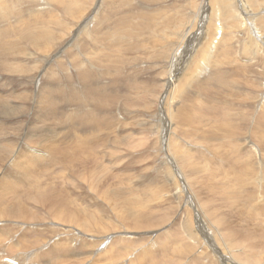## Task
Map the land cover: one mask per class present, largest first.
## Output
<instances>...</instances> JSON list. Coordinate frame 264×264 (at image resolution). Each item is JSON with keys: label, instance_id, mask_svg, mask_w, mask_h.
Masks as SVG:
<instances>
[{"label": "rangeland", "instance_id": "374dc122", "mask_svg": "<svg viewBox=\"0 0 264 264\" xmlns=\"http://www.w3.org/2000/svg\"><path fill=\"white\" fill-rule=\"evenodd\" d=\"M223 1L0 0L19 11L10 23L0 21V33L3 28L11 32L12 47L0 62L21 64L10 71L0 67V144L16 141L13 152L23 149L17 147L22 141L29 152L42 144L43 156L46 145L60 150L62 145L71 151L64 158L60 154L58 164L81 170L66 176L72 183L69 210L37 212L39 206L33 205L40 216L36 220L1 219L0 224L19 226V233L10 230L14 237L9 238L7 231L0 232V240L7 241L0 251L18 264L17 258L26 264H264V0ZM72 3L84 4L82 14ZM104 13L109 21L104 20L102 32L116 26L126 31L132 22L140 32L137 40L119 44L95 37ZM27 22L33 29L23 27L26 37L20 42L17 32ZM149 25H156L151 32L145 31ZM186 49L188 61L176 63ZM103 53L117 60L119 71H127V80L120 72L111 77L101 72L108 57ZM223 71L225 84L219 80ZM92 72H100L89 81L97 88L94 99L99 103L115 96L124 111L114 103L104 107L87 101L89 85L80 76ZM57 80L64 94L54 91ZM53 102L58 118L67 122L64 127L50 118ZM87 112L112 122L103 128L87 124ZM96 133L106 138V146L73 148L80 136ZM127 133L132 135L128 140L114 144ZM167 134L169 149L163 144ZM7 158L0 164H10ZM96 162L116 167L106 175L108 197L101 202L91 200L81 185L83 172ZM151 188L163 192L145 196ZM93 204L101 208V227H95ZM68 231L83 242L70 241ZM12 247L14 254L9 253Z\"/></svg>", "mask_w": 264, "mask_h": 264}, {"label": "bare ground", "instance_id": "6f19581e", "mask_svg": "<svg viewBox=\"0 0 264 264\" xmlns=\"http://www.w3.org/2000/svg\"><path fill=\"white\" fill-rule=\"evenodd\" d=\"M28 1H34V0H28ZM36 1V0H35ZM219 2H224L223 0H219ZM252 3V2H251ZM71 5H74V6H80V10H79V13L82 14V11L84 9V4L81 3V4H75V3H72ZM15 8V9H14ZM12 7L11 5L9 4H6V3H0V21H9V18H11L10 16L11 15H19L18 13H15L17 12L18 10L16 9V7ZM108 11V10H106ZM112 11V10H111ZM19 12V11H18ZM109 12V11H108ZM113 12V11H112ZM102 15V18H98V20H103V22L101 21L100 24L96 25L94 27V34H95V37L99 38V36L101 35L102 38L106 39L107 41H114L116 43H119V44H126V43H133L137 40V35L140 34V32L137 31L138 27L135 23H130V25L127 24L126 26V31H125V26H116V28L114 27L113 31H106V32H102V29L104 27V20L107 21V17L104 14H101ZM14 17V16H13ZM12 17V18H13ZM122 17V16H120ZM119 17V18H120ZM118 18V20H119ZM18 19H21L20 17ZM41 18L38 16V17H35V20H37V22H40ZM40 20V21H39ZM122 20H123V17H122ZM97 21V19H96ZM105 21V22H106ZM109 21V19H108ZM126 22V20H124ZM26 22L23 20V23ZM33 22V21H31ZM31 22H27L25 23L24 25H22L23 23H19V25L21 26L19 31L17 32V34L19 35L18 38H16L18 41L22 42V40L25 39L26 35L23 33V27H27L28 29H33V24H30ZM116 22V21H115ZM118 22V21H117ZM124 22V24H125ZM130 22V21H129ZM34 23V22H33ZM119 23L121 25V21L119 20ZM12 24V23H11ZM15 24V23H13ZM108 24V23H106ZM122 23V25H124ZM18 26V25H17ZM155 26L156 25H149L145 31L147 32H151L155 29ZM14 28V27H13ZM12 29V25H11V28H9V30ZM16 29L17 28H14V31L16 32ZM3 32L0 33V60L6 56H9V53L10 52V49L12 48L10 43H9V34L11 33L10 31H7L5 28L2 29ZM238 31V30H237ZM198 32V31H197ZM201 27H200V33L198 34V37L199 35H201ZM255 32L256 34H258L257 31H253ZM205 33V32H204ZM16 34V33H15ZM203 34V33H202ZM12 35V34H11ZM187 38H189L191 40L193 34L192 32H188L187 33ZM203 36V35H202ZM259 38H261V40L263 39L262 35H258ZM6 38V39H5ZM11 38V37H10ZM189 41V40H188ZM263 42V41H262ZM101 43L102 41L100 39L97 40V46L99 47V49L101 48ZM264 43V42H263ZM138 47V46H137ZM136 47V48H137ZM139 49V48H138ZM182 50V49H181ZM224 50V49H223ZM222 50V51H223ZM256 50V49H255ZM229 51H233V50H229ZM184 52V51H183ZM187 49L185 50L184 53L181 52V59L178 60L175 59L174 61L176 63H182L184 62V60L187 58ZM261 55V52L258 53ZM12 56V55H11ZM108 55L104 54L103 53V58L104 57H107ZM243 56V55H242ZM257 56V54H255L254 52L251 53V57L252 59H255ZM14 57V56H13ZM183 57V58H182ZM16 58V57H15ZM157 58V57H156ZM225 58V57H224ZM246 58V57H245ZM263 58V57H262ZM144 59V58H143ZM159 59V58H158ZM139 60V59H138ZM141 60V59H140ZM258 60V59H257ZM137 61V59H136ZM185 61H188V60H185ZM116 62L117 60L111 58L110 56H108L107 58L104 59V67H103V71L101 72H107L108 75L110 76L111 74H115L116 75V72H120L122 75L123 78H125L127 80V74L125 72V70H121L119 71L117 69V65H116ZM234 62V61H233ZM257 61L254 60L253 63L255 64ZM259 62V61H258ZM257 62V64H258ZM19 63V62H18ZM136 63V62H135ZM262 63V62H261ZM264 63V62H263ZM140 64V63H138ZM248 64V63H247ZM253 64V65H254ZM256 64V65H257ZM16 66V67H20L21 64H15L13 62H10L8 64H5V63H1L0 62V67L2 68H5L10 71L11 68H13V66ZM221 65V63H220ZM236 65H239L241 66L242 64L241 63H237ZM259 65V64H258ZM264 65V64H262ZM14 66V67H15ZM177 66V64H176ZM219 66V65H218ZM216 65V68L218 67ZM245 66V65H244ZM251 66V65H249ZM184 67V65L182 66V68ZM252 67V66H251ZM263 67V66H262ZM35 68V65L29 67L28 69H34ZM141 68V67H139ZM240 68V67H239ZM249 68V67H248ZM255 68V66L253 67ZM258 68H261V67H258ZM264 68V67H263ZM179 69V68H178ZM173 70V69H172ZM175 71L177 70L176 68L174 69ZM183 70V69H182ZM142 71V70H141ZM181 72V71H180ZM232 72V71H231ZM173 73L175 74H178V72H174ZM247 73V72H245ZM89 77H82L80 76L82 79H84L89 86L86 87V92L85 94L87 95V101L88 102H94V103H98L94 97H93V94L97 91V88L95 87H92L90 84H89V81L91 79H96L99 75H100V72H98V74L96 72H92V73H89L88 74ZM252 75V74H251ZM137 76V75H136ZM254 76V75H253ZM111 77V76H110ZM116 77V76H115ZM139 77V75H138ZM143 77V76H142ZM228 77V75L223 71L220 73V77H219V80L221 82H223L225 84L226 82V78ZM112 78L115 80L114 76H112ZM111 78V81H113V79ZM121 78V77H120ZM119 78V79H120ZM129 78V77H128ZM218 78V77H217ZM253 78V77H252ZM57 79H59V76L57 77ZM245 79V78H244ZM248 79V78H247ZM250 79V78H249ZM255 79V77H254ZM61 80V79H60ZM117 80V78H116ZM115 80V82H116ZM256 80V79H255ZM259 80V79H258ZM39 79L37 80V82L39 83ZM78 81V80H77ZM79 81H81L79 79ZM119 81V80H118ZM122 81V79H121ZM252 81V80H251ZM83 82V81H82ZM120 82V81H119ZM125 82V81H124ZM129 82V80H128ZM256 82V81H255ZM261 82V81H260ZM91 83V82H90ZM135 83V82H134ZM257 83V82H256ZM259 83V82H258ZM62 83L59 82V80H57V87L56 89L57 90H54L55 92H61L62 94H64L65 92V87L61 85ZM138 84V83H137ZM135 83V85H137ZM260 84V83H259ZM263 84V83H262ZM69 85V84H68ZM252 85V84H251ZM72 86V85H71ZM191 86V85H190ZM253 86V85H252ZM256 86V85H255ZM254 86V87H255ZM264 86V84H263ZM135 87V86H134ZM133 87V88H134ZM150 87V86H148ZM79 88V87H78ZM252 88V87H251ZM257 88V87H256ZM82 89V88H81ZM151 89V88H150ZM149 89V90H150ZM79 90V89H77ZM148 90V91H149ZM179 90V89H178ZM255 90V89H254ZM258 91V90H257ZM263 91V90H261ZM180 92H182V90H180ZM259 92V91H258ZM68 93V92H67ZM77 93V92H76ZM140 93V92H139ZM138 93V94H139ZM253 93V92H252ZM261 93V92H260ZM79 94V93H78ZM137 94V93H136ZM144 94V93H143ZM37 95V94H36ZM35 95V96H36ZM67 95V94H66ZM69 95H72V94H69ZM77 95V94H75ZM84 95V94H83ZM65 96V95H64ZM146 96H149V93H145V95L143 97H146ZM37 97V96H36ZM177 97V96H175ZM256 97V96H255ZM163 99H165L164 96H162ZM178 98V97H177ZM177 98H174L175 100ZM180 98V97H179ZM261 98V97H260ZM263 98V97H262ZM69 99V98H68ZM82 97H79L78 101H74V103H79V101H81ZM174 99L173 101L171 100V102L173 103L174 102ZM37 100V98H36ZM263 100V99H262ZM119 101H121V99H118L116 98L115 96H112L109 100H105V99H101L99 100V105L101 106H104V107H111L112 106V103L116 104L115 107L119 108L122 110V107H121V104L117 103ZM178 101V100H176ZM123 102V101H122ZM249 102V101H248ZM251 102V100H250ZM256 102V101H255ZM70 103V102H69ZM176 102H174V106L177 108V106L175 105ZM124 104V103H123ZM253 104V103H252ZM57 103L56 102H53L51 104V109L53 111V115L50 117L51 119H57L58 120V123L60 124V126H63V125H66L67 122L58 118V114L60 113L59 111L57 112ZM81 105V104H80ZM166 105V104H165ZM251 105V104H250ZM249 105V106H250ZM125 106V105H124ZM167 106V105H166ZM114 107V108H115ZM174 107V108H175ZM179 107V106H178ZM254 107V106H253ZM180 108V107H179ZM177 108V109H179ZM181 108H184V106H182ZM84 109V107H83ZM110 109V108H109ZM126 110V108H123ZM124 111V110H122ZM163 112V111H162ZM171 112V111H169ZM88 113V112H87ZM90 113V112H89ZM90 115L86 122L87 124H91V123H98L102 126V128L104 127V125L106 124H109V122H112L111 120L107 119V118H102V117H97L93 114H89ZM194 114V113H193ZM80 115V114H79ZM97 115V114H96ZM122 115V114H121ZM177 115V114H176ZM185 115V114H184ZM189 115V114H187ZM82 116V115H81ZM123 116V115H122ZM166 116V115H165ZM181 118L183 119L184 117H182V114L180 115ZM79 117V116H78ZM118 118V120H120L118 117V115L116 116ZM193 117V116H192ZM166 118V117H165ZM170 118V117H169ZM180 118V119H181ZM195 118V117H194ZM116 119V118H115ZM127 119V118H126ZM114 120V119H113ZM162 120V119H161ZM137 121V119H136ZM134 121V122H136ZM181 121V120H180ZM183 122H187L185 121L184 119L182 120ZM193 121V120H192ZM133 122V121H132ZM134 122L132 124H134ZM171 122V120H170ZM182 122V123H183ZM194 122V121H193ZM167 123V122H165ZM184 124V123H183ZM112 125V124H111ZM116 125V124H115ZM119 125V124H118ZM168 125V123H167ZM58 126V124H57ZM120 126V125H119ZM126 126V125H125ZM64 127V126H63ZM106 127V126H105ZM124 127V126H123ZM165 127V126H164ZM163 127V128H164ZM169 127V126H168ZM167 127V128H168ZM116 128V127H115ZM114 128V129H115ZM108 129V128H107ZM110 130V129H109ZM117 130V129H115ZM119 130V128H118ZM128 130V129H127ZM114 131V130H113ZM71 132V131H70ZM69 132V133H70ZM163 132V131H162ZM113 133V132H112ZM170 133V132H169ZM103 134V133H102ZM118 134V133H117ZM142 135V134H141ZM146 135V134H145ZM28 136V135H27ZM128 136H132L131 133L129 135V133L125 134V135H120L118 136L117 138L118 139H114V144H116V141H120L121 139H123L125 141V138L126 140H128ZM144 136V135H143ZM162 136V135H161ZM230 136V135H229ZM74 137V136H73ZM116 137V136H115ZM165 138V137H164ZM195 138V136H194ZM230 138V137H228ZM68 139V138H67ZM71 139V138H70ZM73 139V138H72ZM133 139V138H132ZM135 139V137H134ZM233 139V138H231ZM27 140H28V137H27ZM111 140V138H110ZM147 140V139H146ZM160 140V139H159ZM164 140V139H163ZM230 140V139H228ZM74 141V140H72ZM105 141H106V138H100L99 134H91V135H85V136H80L79 139L76 141H74V149L76 151L78 150H82L84 149L85 151L87 147H96L95 149H97L98 146H106L105 145ZM136 141V139H135ZM135 141H133L134 143H136ZM233 141V140H232ZM121 142V141H120ZM127 142V141H126ZM132 142V141H131ZM130 142V143H131ZM147 142V141H146ZM14 143V145H13ZM26 141H22L17 147H22L23 149L20 151V149H17L16 152H13L14 151V147H16V141H6V142H2L0 144V162H2L4 159L3 157L9 159L11 161V163L9 164H5V165H2L0 164V220L1 219H4V220H13V219H16V220H29V219H38L40 216L37 212H43V211H46L47 210V213H54L58 208H61L63 211H66V210H69V207H70V204L72 202V197L69 195V189L71 188V180H69L66 176L67 175H73V176H76L78 175V173L81 171V170H75V167H67V165H64V164H58L59 163V155L61 154L62 157L64 158L65 155L67 153H69L71 151H69L68 148H65V147H62V145L60 146L61 150L59 148H57L53 143H50L48 145L45 146V149L47 150V155L46 156H43L41 155L40 153L42 152V144H38L37 147H33L36 149V152H32V151H26V147H25V144ZM129 143V142H128ZM128 143L124 144L125 145H129ZM68 144V143H67ZM119 144V143H118ZM164 147L166 148H170V139H169V135L167 134V137H166V140L164 141ZM69 145V144H68ZM109 145V144H108ZM111 146L113 144H110ZM113 145V146H115ZM136 145V144H134ZM142 145V144H141ZM149 145V144H148ZM256 146L255 143H252L251 146ZM72 146V145H71ZM132 146V145H131ZM147 146V144H146ZM110 147V146H109ZM108 147V148H109ZM137 147V145H136ZM14 148V149H13ZM93 148V149H94ZM108 148H105V149H108ZM130 148V147H129ZM240 148V147H239ZM255 148V147H254ZM104 149V150H105ZM144 149V148H143ZM148 151H149V147L147 148ZM241 150V149H239ZM84 151V152H85ZM96 151V150H95ZM107 151V150H105ZM99 152H101V150H99ZM104 152V151H103ZM102 152V153H103ZM113 152V151H112ZM110 152V155L112 157H110L111 159H115V156L116 155H112L113 153ZM145 152L144 150H141L137 153L141 154ZM43 153V152H42ZM108 153V152H107ZM104 152V154H107ZM112 153V154H111ZM116 153V151H115ZM114 153V154H115ZM136 153V152H135ZM233 153L234 150H233ZM96 154V153H95ZM98 154V153H97ZM117 154V153H116ZM248 154V152H247ZM73 155V154H72ZM167 156V159L168 160H172L173 159V156L171 155V153H166L165 154ZM109 156V155H108ZM102 157V156H101ZM139 157V156H138ZM118 158V156H117ZM232 158V157H231ZM97 159V158H96ZM225 159V158H224ZM100 160V159H97V161ZM119 160V159H118ZM135 160V159H134ZM165 160V159H164ZM233 160V159H231ZM253 160V159H251ZM96 161V160H95ZM226 161V160H225ZM228 161V160H227ZM226 161V162H227ZM230 161V160H229ZM114 162V161H113ZM134 162V161H133ZM259 164L261 165L262 162H263V158L259 159L258 160ZM97 163V162H96ZM250 163V162H249ZM94 164V163H93ZM225 163L223 162V165ZM228 164V162L226 163ZM225 164V165H226ZM232 164V163H231ZM96 165V164H95ZM3 166H6V167H3ZM61 166H66V168H58V167H61ZM106 166H108L106 164ZM114 166V165H112ZM111 166V168H112ZM133 166V165H132ZM231 165H229V168H230ZM115 167V166H114ZM151 167V166H150ZM111 168L109 167H105V165H103L101 162H98L96 167L94 166H91V167H87L86 171L83 172V175H82V179H81V185H82V188L83 190H85L84 192H87V193H90V194H86L88 197L91 198V200H101L103 199H106L108 197V192L106 191L105 189V185H106V175L110 173V170H112ZM116 168V167H115ZM149 168V167H148ZM222 171V170H221ZM224 172V171H223ZM142 178V177H141ZM144 179V178H143ZM141 183L144 184V181H140ZM88 188V189H87ZM93 189V191H92ZM87 190V191H86ZM68 192V196L66 195ZM163 192V189L162 188H159L157 190L155 189H152L150 190V192H147L145 193V196H149V197H159V194ZM182 194V193H181ZM180 194V195H181ZM85 195V196H86ZM176 195V194H175ZM178 195V194H177ZM190 195V194H189ZM162 196V195H161ZM160 196V197H161ZM167 196V195H166ZM191 196V195H190ZM188 198V196H187ZM157 199V198H156ZM161 199H164V198H161ZM28 200L29 201H32L33 203L30 205L28 203ZM33 205H38L39 208H40V211H38L36 209V211H34L33 209H35L33 207ZM94 205V209L92 210V213L93 215L95 216V221H94V224H95V227H101L104 223V220H103V215L100 213V210L101 208L98 207L97 205L93 204ZM37 207V206H36ZM2 225V226H1ZM9 224L6 223V224H0V232H3L4 230L7 231V237L9 238H12L14 237V234H9V231H13L15 234H18L19 233V229L18 228H15V227H19V226H8ZM14 227V228H13ZM69 234H73L71 233L70 231L67 232V235H68V239L71 241V238L74 239V241L76 242L77 241V244L78 242H80V244L83 242L82 239L79 240L78 237L73 234V236H70ZM16 236V235H15ZM180 237V236H179ZM181 238V237H180ZM185 238V237H184ZM7 241H3V240H0V245L1 246H4L6 245ZM24 243V242H22ZM23 245V244H22ZM29 245V244H28ZM26 245V247L28 246ZM25 247V246H24ZM66 247L69 249V250H73L71 249V247L69 248L67 245ZM16 251V249L14 247H12L9 251V253H12L14 254ZM5 252L3 251H0V264H3V263H6V264H18L16 262V259L12 256V255H9V256H6L4 254ZM152 253V252H151ZM224 257V256H223ZM12 259H15V260H12ZM22 259V258H21ZM17 260L19 261V263L21 264H26L25 261L22 259V261L17 258ZM21 261V262H20Z\"/></svg>", "mask_w": 264, "mask_h": 264}]
</instances>
